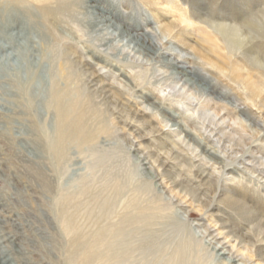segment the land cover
<instances>
[{"label":"rangeland","instance_id":"rangeland-1","mask_svg":"<svg viewBox=\"0 0 264 264\" xmlns=\"http://www.w3.org/2000/svg\"><path fill=\"white\" fill-rule=\"evenodd\" d=\"M47 4L0 0V264H81L71 219L90 238L123 214L136 221L108 242L122 262L91 264H174L188 224L201 264H264L215 226L256 237L245 212L264 221V0ZM20 56L42 75L32 89ZM56 89L80 96L93 140L55 148Z\"/></svg>","mask_w":264,"mask_h":264},{"label":"bare ground","instance_id":"bare-ground-1","mask_svg":"<svg viewBox=\"0 0 264 264\" xmlns=\"http://www.w3.org/2000/svg\"><path fill=\"white\" fill-rule=\"evenodd\" d=\"M44 1H46V3H48L47 5L49 7H52L51 5L56 4V1H57V4L60 7L66 8L68 6V2L70 0H44ZM45 13H46L44 15L45 17L51 16V10H49V8H48V11ZM102 13H103V11H102ZM103 21L109 27H115L116 26L115 23L109 18H104ZM217 26H218V28L224 27L229 31L235 32L236 34H243V32H242L243 26L239 25V24L219 23V24H217ZM177 27H178V24L175 21L171 20L169 22L162 23L160 29H161V32L168 34L167 36H175V34L178 32ZM119 31L122 34V29ZM129 38L132 42H136L137 44L146 48L147 51L150 50L151 45L147 44L146 39H141V38H138L134 35H129ZM16 60H17L16 64H17L18 69L21 70L23 68L26 70V74L24 75L26 80H24V78H22L21 74L17 75L18 84L21 85L22 88H25V85H27V83L29 82L30 83V85H29L30 89H32L34 87L33 84H35V80L40 81L42 79V78H40L42 75L38 74L37 70L36 71L34 70V66L27 59L26 56H23V57L20 56ZM171 63L174 64L176 62L171 60ZM178 73L181 74V71H178ZM29 78H32V80H34L32 82L33 84L30 82L32 80L29 81ZM186 80H187L189 85L193 84L192 79H186ZM30 89H27V91L29 92ZM67 93H69V92L68 91L65 92V91H61L59 89L58 90L56 89L54 96H53L54 105L57 108L58 115H59V136H58L57 144L55 147V148H57V150H61V148H63L66 143L73 141V140L79 141L78 139H81L84 141H91L94 138L92 131L89 130L85 125L86 114H84V113H86V112L84 110H80V108L78 106V101L80 100V96L75 95L74 97H72L68 100L66 98ZM160 107L156 106L155 108H160ZM174 126L180 127V125L178 123H175ZM79 142L81 143V141H79ZM158 161H160V159H157L155 162H158ZM161 166H163V164ZM213 185L215 186V184H213ZM138 193H139V191H138ZM189 194H192V193H189ZM193 198L195 199L196 196L193 195ZM137 200H139V198L137 196H135L134 199H132L130 202H128L129 204L127 203L128 204L127 208H133L134 207V209L136 208V210H137V207H138L137 206L138 205ZM232 201L234 203L233 205H235L236 208H238L240 210H244L245 207H247L246 204H243V203L239 202L238 200L233 199ZM200 203L201 204L203 203V207H205V208L210 207V204H211V203L207 204V202L204 203L203 200H201V199H200ZM144 207H145V205H144ZM146 207H147V205H146ZM247 211L248 212H245V215H247L250 224H253L254 222H256V226H254L257 228V232H258L256 237H255V235L252 236L250 234H248V235L247 234H244V235L241 234L240 235L236 230L230 228V226L228 224H226L222 221H219L215 224V226H217V225L220 226L218 228L219 230L217 229L218 230L217 236H219V237L224 236V238L229 239V240L230 239H236L237 244H239V243L250 244L253 247L254 251L257 253V255L262 257V255H263L262 252H264V249L262 247V243H264V221L256 218L252 214V212H249L250 210H247ZM155 214L157 215V212H155ZM154 217H156V216H154ZM154 217L152 216L150 218L153 219ZM132 221H136V219L131 218L126 214H123L120 221L118 222L117 225L114 226L113 229H98L93 233V235L90 238H86L82 229L73 221V219H71L70 224H71V229L73 232L72 247L76 251V253L79 254L78 256L82 260L81 264H91V263H95L97 261L102 262V263L122 262V260H123L122 259L123 255L121 252L122 246L120 245V246L115 248L112 244H109L108 242H109V238L112 236L113 233H115V235L117 237L122 238L126 233L125 227L131 225ZM188 225L187 226L183 225V229L181 232L182 233L181 234L182 240L180 242L184 243L183 247L178 245L175 248L173 255L170 257L171 261H174V264H201L200 260H198V259L196 260V258H194V254H195L194 252H191V250H190V252H191L190 256H187V254H186L185 250L187 249V251H188L189 248L195 247V244L193 242H197V238L192 234L191 229ZM102 247H105V251L99 250ZM220 254H223V253H218V255H220ZM227 262L229 264H236L237 261L235 259L232 260L230 258L227 260Z\"/></svg>","mask_w":264,"mask_h":264}]
</instances>
